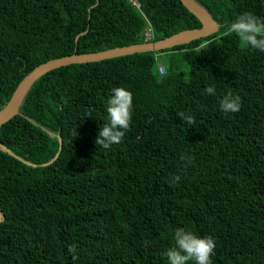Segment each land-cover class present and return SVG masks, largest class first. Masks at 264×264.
<instances>
[{"label": "trees", "instance_id": "1", "mask_svg": "<svg viewBox=\"0 0 264 264\" xmlns=\"http://www.w3.org/2000/svg\"><path fill=\"white\" fill-rule=\"evenodd\" d=\"M195 1L216 32L53 68L0 125V264H169L177 228L214 238L212 264H264V52L225 35L245 12L264 20V0ZM199 27L181 0H0V110L46 60ZM115 87L133 118L105 149ZM228 91L236 113L219 109Z\"/></svg>", "mask_w": 264, "mask_h": 264}, {"label": "clouds", "instance_id": "2", "mask_svg": "<svg viewBox=\"0 0 264 264\" xmlns=\"http://www.w3.org/2000/svg\"><path fill=\"white\" fill-rule=\"evenodd\" d=\"M235 34L240 41L252 49L264 52V20L250 12L239 15L236 20L227 26L225 35ZM111 96L107 100L108 122L99 130L95 144L108 149L112 144L122 142L125 134L130 131L133 118L132 93L124 87H115L111 90ZM206 95H216L215 86H207L204 89ZM241 97L232 91L225 93L219 100V109L223 113H236L241 109ZM182 121L189 125L195 123L191 115L177 113ZM76 135V132L74 136ZM181 159H185L183 156ZM190 162V161H189ZM180 176H173L172 181L178 182ZM174 245L170 247L165 256L169 264H212L216 242L211 236L200 237L190 230L177 228L174 231ZM68 252L73 260L78 259L75 245L68 247Z\"/></svg>", "mask_w": 264, "mask_h": 264}, {"label": "water", "instance_id": "3", "mask_svg": "<svg viewBox=\"0 0 264 264\" xmlns=\"http://www.w3.org/2000/svg\"><path fill=\"white\" fill-rule=\"evenodd\" d=\"M181 2L200 20L201 27L183 29L157 40H146L141 43L115 46L99 51L72 53L46 60L31 69L19 81L9 100L0 110V125L17 113L18 107L31 84L43 73L53 68L72 63L100 61L103 59H109L135 52L155 51L171 48L175 45L186 43L199 37H206L217 31V23L212 19L208 11L202 5L197 3L195 0H181ZM85 31H87V29ZM75 40L77 41V36ZM1 219L2 213L0 211V220Z\"/></svg>", "mask_w": 264, "mask_h": 264}, {"label": "built area", "instance_id": "4", "mask_svg": "<svg viewBox=\"0 0 264 264\" xmlns=\"http://www.w3.org/2000/svg\"><path fill=\"white\" fill-rule=\"evenodd\" d=\"M149 31H148V29H147V31H146V33H145V38L147 39V38H149ZM158 69H159V71L161 72L162 71V68H161V66H158Z\"/></svg>", "mask_w": 264, "mask_h": 264}]
</instances>
